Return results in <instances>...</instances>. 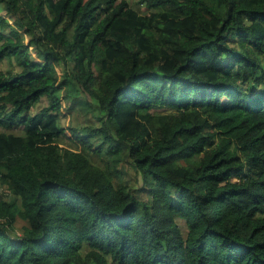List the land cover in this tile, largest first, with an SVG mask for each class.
<instances>
[{
    "label": "trees",
    "instance_id": "trees-1",
    "mask_svg": "<svg viewBox=\"0 0 264 264\" xmlns=\"http://www.w3.org/2000/svg\"><path fill=\"white\" fill-rule=\"evenodd\" d=\"M138 3L0 0V264H264V0ZM83 93L99 126H64Z\"/></svg>",
    "mask_w": 264,
    "mask_h": 264
},
{
    "label": "rangeland",
    "instance_id": "rangeland-1",
    "mask_svg": "<svg viewBox=\"0 0 264 264\" xmlns=\"http://www.w3.org/2000/svg\"><path fill=\"white\" fill-rule=\"evenodd\" d=\"M128 4L133 7L135 10H137L140 13H145L148 11L143 6V4H139L138 0H126ZM149 10H154L150 9ZM0 16L5 17L7 22L12 21V18L8 14L5 13L3 9H1L0 6ZM6 37H9L10 35V29L4 28L2 31ZM1 43V42H0ZM30 57L33 61H40L38 58H36L34 51H29ZM14 69V70H13ZM16 67L10 64L7 60H4L0 64V72L7 74L9 71L13 72L15 71ZM55 73L57 77H62L63 72L59 70V68L55 69ZM82 101L83 106L79 103H71L72 101L70 99L64 101V106L61 109V117L60 122L64 126H69L71 128L80 129L83 126L86 125H92L94 127H98L100 123V118L97 114V111L95 109L94 101L87 96L85 93L82 94ZM86 98V99H85ZM47 105V100L45 98H41V100L35 104V106L30 110L28 114H34L42 107H45ZM85 108V109H84ZM0 130H4V128H0ZM16 132H19V130H16ZM68 131H66L65 137H61L58 140V143L63 146H67L70 148H73L75 151H79L84 153L89 160L94 163L95 165L99 166V168L103 169L107 175L110 176L112 179V182L115 187H121V186H139L141 187V183L138 181V177L134 173V170L130 167V165L127 163V158H125V154L122 151L118 155L113 154H106L104 150L102 149L99 154H96L93 149L82 147L80 145L71 144V142L68 140ZM99 141V138L93 139L91 143L96 144ZM93 147H96V145H92ZM142 189V187H141ZM145 188H143L144 190ZM138 192V191H137ZM4 193H8L5 190V186L0 184V198ZM140 195V194H139ZM5 201L13 200V196L5 195L4 197ZM18 201V200H17ZM19 205V201L17 203ZM179 229L181 234L186 233L185 225L182 221H177ZM26 225L24 221L19 219L18 217L15 219V222L13 223V229L10 231V235L14 237H18L22 234L23 227Z\"/></svg>",
    "mask_w": 264,
    "mask_h": 264
}]
</instances>
